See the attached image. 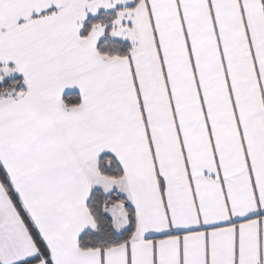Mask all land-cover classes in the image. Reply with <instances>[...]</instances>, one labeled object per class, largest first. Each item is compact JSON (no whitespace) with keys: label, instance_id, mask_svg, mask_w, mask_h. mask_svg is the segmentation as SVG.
I'll return each instance as SVG.
<instances>
[{"label":"snow or ice","instance_id":"obj_1","mask_svg":"<svg viewBox=\"0 0 264 264\" xmlns=\"http://www.w3.org/2000/svg\"><path fill=\"white\" fill-rule=\"evenodd\" d=\"M0 264H264V0H0Z\"/></svg>","mask_w":264,"mask_h":264}]
</instances>
